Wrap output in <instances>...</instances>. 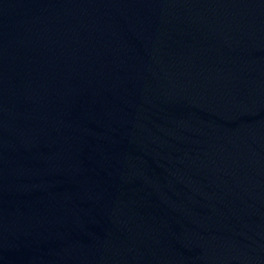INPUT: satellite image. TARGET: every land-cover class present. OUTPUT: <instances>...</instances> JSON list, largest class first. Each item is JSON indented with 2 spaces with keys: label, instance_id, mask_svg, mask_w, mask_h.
<instances>
[{
  "label": "water",
  "instance_id": "obj_1",
  "mask_svg": "<svg viewBox=\"0 0 264 264\" xmlns=\"http://www.w3.org/2000/svg\"><path fill=\"white\" fill-rule=\"evenodd\" d=\"M0 264H264V0H0Z\"/></svg>",
  "mask_w": 264,
  "mask_h": 264
}]
</instances>
